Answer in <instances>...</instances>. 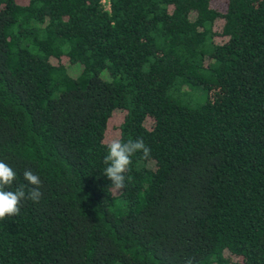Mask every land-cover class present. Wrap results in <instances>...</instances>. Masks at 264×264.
Segmentation results:
<instances>
[{"label":"trees","instance_id":"obj_1","mask_svg":"<svg viewBox=\"0 0 264 264\" xmlns=\"http://www.w3.org/2000/svg\"><path fill=\"white\" fill-rule=\"evenodd\" d=\"M107 1L0 0V264H264V0Z\"/></svg>","mask_w":264,"mask_h":264},{"label":"clouds","instance_id":"obj_2","mask_svg":"<svg viewBox=\"0 0 264 264\" xmlns=\"http://www.w3.org/2000/svg\"><path fill=\"white\" fill-rule=\"evenodd\" d=\"M107 153L104 157L106 165L103 175L111 181V189L121 191L126 187V172L132 162V157L136 153H142L147 159L151 154V149L144 143L142 138L128 140H112L107 146ZM16 179L15 171L4 161L0 160V220L9 216H16L20 212L21 202L31 200L38 203L43 195L41 189V179L31 169L23 172V179L26 184L18 185L15 190H11ZM28 191H25V188ZM186 264H195L194 258H187Z\"/></svg>","mask_w":264,"mask_h":264},{"label":"rangeland","instance_id":"obj_3","mask_svg":"<svg viewBox=\"0 0 264 264\" xmlns=\"http://www.w3.org/2000/svg\"><path fill=\"white\" fill-rule=\"evenodd\" d=\"M117 137H118L117 129L115 128V126L110 125L106 133V139L111 142L112 140H116Z\"/></svg>","mask_w":264,"mask_h":264},{"label":"built area","instance_id":"obj_4","mask_svg":"<svg viewBox=\"0 0 264 264\" xmlns=\"http://www.w3.org/2000/svg\"><path fill=\"white\" fill-rule=\"evenodd\" d=\"M104 3H105V8H109V3H108V1L107 0H102Z\"/></svg>","mask_w":264,"mask_h":264}]
</instances>
